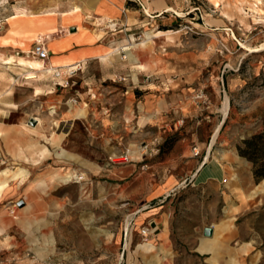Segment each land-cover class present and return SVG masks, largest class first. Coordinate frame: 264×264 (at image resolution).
Instances as JSON below:
<instances>
[{
	"label": "rangeland",
	"instance_id": "rangeland-1",
	"mask_svg": "<svg viewBox=\"0 0 264 264\" xmlns=\"http://www.w3.org/2000/svg\"><path fill=\"white\" fill-rule=\"evenodd\" d=\"M217 6L188 0L150 18L131 4L132 18L79 29L66 1L0 0V37L13 16L46 18L48 47L72 38L84 60L40 80L22 67L17 85L19 67H2L10 90L22 87L16 117L42 123L34 138L19 136L17 161L15 148L0 147V224L28 207L0 263L202 264L203 230L234 216L255 249L246 264H264V180L239 154L264 132V0ZM207 152L224 167L221 185L190 181ZM121 155L128 162L114 165ZM171 177L182 185L159 197Z\"/></svg>",
	"mask_w": 264,
	"mask_h": 264
},
{
	"label": "crops",
	"instance_id": "crops-1",
	"mask_svg": "<svg viewBox=\"0 0 264 264\" xmlns=\"http://www.w3.org/2000/svg\"><path fill=\"white\" fill-rule=\"evenodd\" d=\"M67 3V8L72 15L67 18V21L71 24L70 27L75 26L76 28H85L87 23L97 24L105 23L111 19H116L124 15L126 18H132L130 10V5L135 4L129 0H63ZM188 0H151L143 4V9L140 7V12L144 14L147 9L149 15L144 14L150 18H157L163 16L167 13H177V11L182 10V6ZM206 2H218L220 9V4L227 0H205ZM137 5V4H136ZM138 6V5H137ZM78 11V12H76ZM18 16V15H17ZM11 21L13 24L8 30V33H4L0 37V147H5L6 143L8 146L15 148V154L10 158L11 160L17 161L19 158V144L18 138L22 134L23 136L33 137V133L39 131L42 120L39 117L30 116L26 121H21L18 115V111L21 107L20 97L17 95V90L22 88L21 86H13L10 90V85L12 82H7V71L3 68L10 66L11 64H16L19 67V72L16 73V79L14 80L15 85L23 76V73L27 72L20 68H27L30 70L28 65H21L19 60L25 63L31 62L29 57L34 60H38L31 54L34 43L37 38L40 37L42 41L45 42V46L49 51V54H54L51 61L50 55L47 60L49 64L56 68H62L66 66L76 65L84 61L81 59V53H75L71 51V48H76L73 43H71L72 38H62V40H56L48 47V42L43 40V33L47 32L52 28L50 20L43 18V20H35L34 18L25 16L24 18H14ZM80 26V27H79ZM71 33L75 31L74 28L70 29ZM73 30V31H72ZM36 36H38L36 38ZM45 36V35H44ZM75 50V49H74ZM7 59H12L10 64L5 61ZM54 61V62H52ZM2 63V64H1ZM10 68V67H8ZM4 80V82L1 81ZM17 89V90H16ZM38 89V88H37ZM36 90V89H35ZM34 97L39 96L35 94ZM158 106V105H157ZM156 106V107H157ZM154 113V112H153ZM153 115V114H152ZM158 112L156 111L154 116L157 117ZM17 122H13L14 120ZM35 120V127H28L26 123L29 120ZM38 119L39 122L36 120ZM26 122V123H24ZM34 138V137H33ZM209 152L202 161L197 162L196 169L193 175L190 177V181L194 185H221L225 181L226 172L221 163L216 160L208 159ZM185 182V181H184ZM182 185L181 182L175 181L172 177L167 178L159 186V197L163 195H169L174 190L178 189ZM28 207L23 206L20 209L14 210L11 208L10 214L12 215V221L10 224L2 225L0 224V251L14 249L17 242L13 236L8 234L10 229L21 228L25 224L21 222L23 220L22 216L27 214ZM24 211V212H23ZM21 219H20V218ZM235 217H229V222H223L218 225V229H222L217 232V225L211 228L212 233L209 238H204L198 247V254L202 258V264H246L248 258L254 254V246L252 242L242 241L241 236L236 230ZM25 222V221H24ZM225 232V235L221 236ZM17 233V232H15ZM222 237L221 240H219ZM208 247L209 249L204 252H200V247ZM44 261V260H42ZM2 264V263H0Z\"/></svg>",
	"mask_w": 264,
	"mask_h": 264
},
{
	"label": "bare ground",
	"instance_id": "bare-ground-1",
	"mask_svg": "<svg viewBox=\"0 0 264 264\" xmlns=\"http://www.w3.org/2000/svg\"><path fill=\"white\" fill-rule=\"evenodd\" d=\"M217 3V2H216ZM76 12H78V11H76ZM144 14H146V15H149V12H148V10L146 9L145 11H144ZM25 16H23V15H18V16H15L14 18H24ZM32 18V17H31ZM13 19V18H12ZM109 22H112V21H110L109 20ZM110 27H113V25H111ZM45 38L46 39H49V36H45ZM37 40L38 41H41L42 39L40 38V37H38L37 38ZM11 61H12V59H7L5 62L7 63V64H10L11 63ZM19 62L21 63V65H28L29 66V68H30V70H31V72L30 73H28L27 74V76H26V79L27 80H32V79H37V77H38V80H40L41 78H44V77H47V76H51L52 74H54V73H58V71L56 72V67H54L52 64L53 63H51V64H49V66L48 67H45V65H46V61H41V60H34V61H31V62H28V63H25L24 61H22V60H19ZM52 62H54V61H52ZM54 64H55V62H54ZM77 65H72V66H70L69 67V69H67V70H77ZM35 94L36 95H39L40 94V90L39 89H36L35 90ZM82 113V110L80 109L79 111H78V114H81ZM80 116V115H79ZM38 122H39V120L38 119H36ZM217 133H218V130L216 131V133L214 134V136H213V140H212V143L214 142V140H215V138H216V136H217ZM205 160H207V158H205ZM69 178L70 177H68L67 179H65V180H62V183H66V182H68V180H69ZM5 187H6V184H3V183H1L0 184V198H1V194L3 193V191H4V189H5ZM209 248L208 247H200L199 248V250H200V252H204V251H207Z\"/></svg>",
	"mask_w": 264,
	"mask_h": 264
},
{
	"label": "trees",
	"instance_id": "trees-1",
	"mask_svg": "<svg viewBox=\"0 0 264 264\" xmlns=\"http://www.w3.org/2000/svg\"><path fill=\"white\" fill-rule=\"evenodd\" d=\"M239 154L253 164L254 179L264 180V132L254 135L243 143Z\"/></svg>",
	"mask_w": 264,
	"mask_h": 264
},
{
	"label": "built area",
	"instance_id": "built-area-1",
	"mask_svg": "<svg viewBox=\"0 0 264 264\" xmlns=\"http://www.w3.org/2000/svg\"><path fill=\"white\" fill-rule=\"evenodd\" d=\"M130 2H133L135 4H137L141 9H143V4L145 2L151 1V0H129ZM31 54L36 57L38 60L44 61L47 60L49 58V51L47 50L46 46H45V42L44 41H36L33 45V48L31 50ZM111 162L114 165H123L126 164L128 162V157L126 156H118V157H114L113 159H111Z\"/></svg>",
	"mask_w": 264,
	"mask_h": 264
},
{
	"label": "water",
	"instance_id": "water-1",
	"mask_svg": "<svg viewBox=\"0 0 264 264\" xmlns=\"http://www.w3.org/2000/svg\"><path fill=\"white\" fill-rule=\"evenodd\" d=\"M72 31H73V30H72ZM28 124H29L30 126H32V127L35 126V120H33V119L29 120ZM19 206L21 207L22 204L20 203ZM211 233H212L211 228H205V229L203 230V236H204V237H210V236H211Z\"/></svg>",
	"mask_w": 264,
	"mask_h": 264
}]
</instances>
